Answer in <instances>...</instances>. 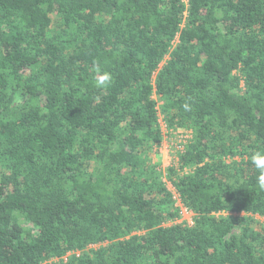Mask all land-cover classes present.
<instances>
[{
  "label": "trees",
  "instance_id": "16d2710c",
  "mask_svg": "<svg viewBox=\"0 0 264 264\" xmlns=\"http://www.w3.org/2000/svg\"><path fill=\"white\" fill-rule=\"evenodd\" d=\"M258 149L264 0H0V264H264Z\"/></svg>",
  "mask_w": 264,
  "mask_h": 264
},
{
  "label": "rangeland",
  "instance_id": "374dc122",
  "mask_svg": "<svg viewBox=\"0 0 264 264\" xmlns=\"http://www.w3.org/2000/svg\"><path fill=\"white\" fill-rule=\"evenodd\" d=\"M162 66L163 64L161 65V67ZM160 124L163 129L164 140L157 154L153 156V161L159 164L160 169L166 175L167 169L173 164H175L177 160V152L180 150H183V146L184 144H186L188 139L191 137V133L189 131L182 130V129L177 130L173 133H169L162 117H160ZM165 181H166V178H165ZM167 186L175 194L177 206L181 208L180 219L173 223H170L169 225L176 224V223H187L188 225H192L194 214L191 211H188L186 208H184L181 205L179 197L175 193V189L173 188L171 183L167 182ZM256 219L257 221L264 224L263 218L256 217ZM93 248H98V246H93Z\"/></svg>",
  "mask_w": 264,
  "mask_h": 264
},
{
  "label": "clouds",
  "instance_id": "9594fccd",
  "mask_svg": "<svg viewBox=\"0 0 264 264\" xmlns=\"http://www.w3.org/2000/svg\"><path fill=\"white\" fill-rule=\"evenodd\" d=\"M96 71L100 72L99 66L96 67ZM111 76L107 72H103L98 79L99 85H106L110 83ZM250 162L252 166L257 170L258 176L256 178L257 187L264 191V149H258L253 151L250 156Z\"/></svg>",
  "mask_w": 264,
  "mask_h": 264
}]
</instances>
